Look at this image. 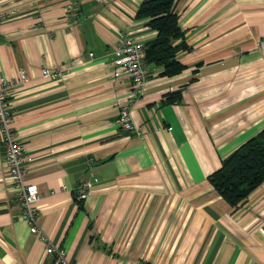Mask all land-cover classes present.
I'll return each mask as SVG.
<instances>
[{"label":"crops","instance_id":"0c3cea01","mask_svg":"<svg viewBox=\"0 0 264 264\" xmlns=\"http://www.w3.org/2000/svg\"><path fill=\"white\" fill-rule=\"evenodd\" d=\"M143 1L0 0V77H28L8 104L39 227L71 264H264V183L234 209L208 179L264 128V0H176L191 50L177 75L147 65L132 108L140 137L119 124L132 85L112 65L124 35L156 38L136 16ZM7 173L0 133V264H52Z\"/></svg>","mask_w":264,"mask_h":264},{"label":"built area","instance_id":"2783aa9c","mask_svg":"<svg viewBox=\"0 0 264 264\" xmlns=\"http://www.w3.org/2000/svg\"><path fill=\"white\" fill-rule=\"evenodd\" d=\"M66 10L73 14V24L80 23L77 7L75 3H69ZM7 15L0 8V24L5 22ZM116 58L113 61V76L117 77L122 73L129 75L131 79L132 92L126 103L119 112V124L123 131L134 132L140 137L144 135L138 131L132 118V108L139 98L143 95L147 82V64L144 61L145 46L142 43L134 42L129 35H124L115 48ZM93 56V53H90ZM43 75L49 77L52 74L44 69ZM28 77L25 71L21 70L18 80H9L0 77V133L2 135L4 155L8 163L7 179L11 183L15 195L14 198L22 208L21 216L30 225L32 233L37 234L39 238L47 244V253L52 255V264H71L66 258L63 249L52 244L46 235L41 231L35 207L41 199V194L36 184L26 183V151L22 145L17 131L13 126V113L8 104L12 89L19 84L27 81ZM97 177H85L75 187L77 198L84 200L92 193L93 186L98 183Z\"/></svg>","mask_w":264,"mask_h":264},{"label":"trees","instance_id":"16d2710c","mask_svg":"<svg viewBox=\"0 0 264 264\" xmlns=\"http://www.w3.org/2000/svg\"><path fill=\"white\" fill-rule=\"evenodd\" d=\"M136 16L146 19L156 31V38L145 46L144 61L163 67L162 75L174 76L186 69L178 58L179 51H190L185 31L179 23L176 0H144ZM181 92L167 94L166 102L180 100ZM212 186L234 209L244 205L264 183V128L243 143L208 177Z\"/></svg>","mask_w":264,"mask_h":264}]
</instances>
